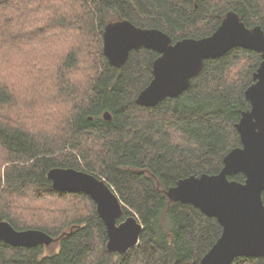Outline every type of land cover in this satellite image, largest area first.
I'll list each match as a JSON object with an SVG mask.
<instances>
[{
    "label": "trees",
    "instance_id": "trees-1",
    "mask_svg": "<svg viewBox=\"0 0 264 264\" xmlns=\"http://www.w3.org/2000/svg\"><path fill=\"white\" fill-rule=\"evenodd\" d=\"M13 1L0 0V54H21L7 71L0 58V220L58 240L51 253L45 245L0 241V264H202L223 227L168 191L191 175L219 173L224 157L242 146L236 125L251 108L245 92L262 54L235 47L209 58L182 94L143 106L137 98L160 53L142 46L113 65L104 32L128 19L174 43L212 35L229 11L264 30V0H17V14L9 13ZM61 29L71 43L54 53ZM48 32L52 46L41 50ZM33 37L42 45L35 48ZM54 167L105 179L123 204L118 223L130 215L142 223L139 243L125 254L110 251L96 202L85 192L56 190ZM231 264H264V257Z\"/></svg>",
    "mask_w": 264,
    "mask_h": 264
},
{
    "label": "water",
    "instance_id": "water-1",
    "mask_svg": "<svg viewBox=\"0 0 264 264\" xmlns=\"http://www.w3.org/2000/svg\"><path fill=\"white\" fill-rule=\"evenodd\" d=\"M142 46L160 53L153 63V79L137 98L143 106H154L169 96L182 94L209 58L220 57L235 47L250 48L262 54L263 61L254 74L255 82L245 92L251 108L242 113L236 125L242 146L224 157L219 173L183 178L168 194L216 217L223 227L222 235L203 257L202 264H231L239 256L264 257L263 28L260 25L248 27L236 11H229L212 35L174 43L166 32L139 27L128 19L106 26L104 50L113 65L121 66L133 49ZM104 117L111 120L112 114L106 111ZM238 173L245 175L244 182L230 178ZM49 178L56 190L85 192L91 196L106 224L110 251L125 254L139 243L142 223L134 215L118 223L124 214L123 204L105 179L88 171L65 167L52 168ZM57 240L41 229L18 230L10 222L0 220V241L13 246H49Z\"/></svg>",
    "mask_w": 264,
    "mask_h": 264
},
{
    "label": "rangeland",
    "instance_id": "rangeland-1",
    "mask_svg": "<svg viewBox=\"0 0 264 264\" xmlns=\"http://www.w3.org/2000/svg\"><path fill=\"white\" fill-rule=\"evenodd\" d=\"M18 3V1L17 0H14L13 1V3L11 4L12 6H11V8L9 9V13L11 12V11H13V12H15V8H17L16 7V4ZM15 4V5H14ZM3 12L4 11H0V16L1 15H3ZM7 12V11H6ZM8 13V14H9ZM16 13V12H15ZM17 14V13H16ZM11 16H14V13H13V15H11ZM12 18V17H11ZM63 30H65V29H63ZM62 29L59 31L60 33L59 34H57L58 36H60V38H62L63 36H64V31H63ZM56 33V32H55ZM48 35V36H47ZM47 35L46 36H42V40H44L45 42V44H43V47H41L40 49L41 50H44V49H46L47 47H51L52 46V43L51 44H49V42H46V37L49 39V38H51V33L50 32H48L47 33ZM56 38V37H55ZM15 38H13V40H14ZM32 40H34L35 41V48L36 47H39L40 45H42L41 43H39V42H37V41H39V39L37 38V37H33L32 38ZM55 40V39H54ZM16 42H18L17 40H15L14 41V43H15V46H16ZM61 42V44H57L56 42L54 43V50H52V52H54V53H57V52H61L62 50H64L67 46H69V44L71 43V41L68 39V38H66V37H63L62 38V40L60 41ZM37 43H39V44H37ZM47 44V45H46ZM14 45V44H13ZM34 45H30V47H34ZM21 50V49H20ZM7 53H8V55L7 56H10L11 58H9V59H7V58H2V57H4V56H1V55H3V54H0V58H2L3 59V61H2V63H3V65H2V67L4 68V70H9V65H11V64H13V63H15V62H17V61H19L20 60V58H21V54L19 53V54H16V53H13V52H8L7 51ZM19 55V56H18ZM14 56V57H13ZM14 59H13V58ZM47 61L49 62V58L47 59ZM12 74V77H13V72L11 73ZM57 249V246L55 245V244H51V245H49L48 247H47V251L48 252H54L55 250Z\"/></svg>",
    "mask_w": 264,
    "mask_h": 264
}]
</instances>
